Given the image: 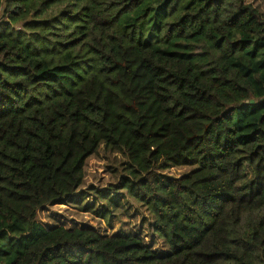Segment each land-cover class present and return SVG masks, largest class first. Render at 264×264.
I'll return each instance as SVG.
<instances>
[{
	"label": "trees",
	"instance_id": "16d2710c",
	"mask_svg": "<svg viewBox=\"0 0 264 264\" xmlns=\"http://www.w3.org/2000/svg\"><path fill=\"white\" fill-rule=\"evenodd\" d=\"M100 147L126 155L111 189L151 213L164 252L137 233L37 221ZM0 264H264V13L0 0Z\"/></svg>",
	"mask_w": 264,
	"mask_h": 264
},
{
	"label": "rangeland",
	"instance_id": "374dc122",
	"mask_svg": "<svg viewBox=\"0 0 264 264\" xmlns=\"http://www.w3.org/2000/svg\"><path fill=\"white\" fill-rule=\"evenodd\" d=\"M264 13V0H245ZM128 163L126 155L105 151L102 147L85 163L84 179L79 190L63 199V203L46 205L38 210L37 221L45 228L61 225L67 229H91L101 236L117 233H137L158 252H164L166 245L153 231L151 213L125 191L113 192L111 186L124 175ZM190 167L167 166L159 170L172 177H180L191 171ZM105 193V198L100 194ZM99 193V194H98ZM90 205L88 211L85 208ZM97 210L106 211L100 217Z\"/></svg>",
	"mask_w": 264,
	"mask_h": 264
},
{
	"label": "water",
	"instance_id": "95a60500",
	"mask_svg": "<svg viewBox=\"0 0 264 264\" xmlns=\"http://www.w3.org/2000/svg\"><path fill=\"white\" fill-rule=\"evenodd\" d=\"M250 102L252 103V102H253V100H250Z\"/></svg>",
	"mask_w": 264,
	"mask_h": 264
}]
</instances>
